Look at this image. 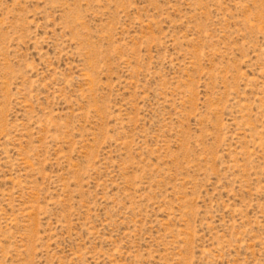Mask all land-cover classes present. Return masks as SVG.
<instances>
[{"label":"rangeland","instance_id":"1","mask_svg":"<svg viewBox=\"0 0 264 264\" xmlns=\"http://www.w3.org/2000/svg\"><path fill=\"white\" fill-rule=\"evenodd\" d=\"M0 264H264V0H0Z\"/></svg>","mask_w":264,"mask_h":264}]
</instances>
